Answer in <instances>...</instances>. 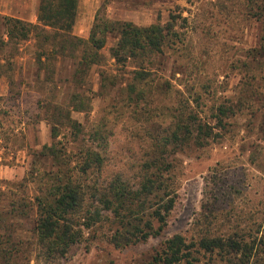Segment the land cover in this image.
Masks as SVG:
<instances>
[{"label": "rangeland", "instance_id": "1", "mask_svg": "<svg viewBox=\"0 0 264 264\" xmlns=\"http://www.w3.org/2000/svg\"><path fill=\"white\" fill-rule=\"evenodd\" d=\"M99 9L112 21L171 27L142 83L133 82L141 55L116 64L112 37L80 85L73 81L79 46L71 41L52 54L50 43L34 45L33 33L10 40L0 19V264H157L174 235L186 243L232 237L252 246L250 264H264V0H79L72 35L86 40ZM74 93L85 102L81 113L71 110ZM56 103L79 124L58 127L62 171L97 192L87 191L70 217L78 242L64 257L46 259L34 227L36 198L51 195L57 172L42 152L53 142L48 111ZM179 122L180 137L169 143ZM86 151L97 152L101 165L84 175ZM146 178L157 181L134 206L135 218L145 229L172 199L165 226L145 241L114 240L119 219L98 200L111 198L113 181L139 192ZM94 211L100 221L87 229ZM193 252L191 264L242 263L240 253Z\"/></svg>", "mask_w": 264, "mask_h": 264}, {"label": "trees", "instance_id": "2", "mask_svg": "<svg viewBox=\"0 0 264 264\" xmlns=\"http://www.w3.org/2000/svg\"><path fill=\"white\" fill-rule=\"evenodd\" d=\"M77 7L78 0H41L38 15L39 25H31L1 16L0 19L6 28V36L10 40L25 41L33 33L37 41L42 40L43 44H51L50 51L52 54H63L64 45L71 41L75 43L74 45L79 46L81 54L76 63L73 81L79 79L80 85L88 84L86 80L89 69L93 65L101 63L100 51L105 47L108 37L116 39L115 45L109 50V54L116 64L124 66L131 60L136 63L135 60L141 55L139 60L141 71L134 73L133 82L138 81L139 84V82L146 80L150 72L145 70L153 65L151 56L162 53L164 41L170 35L171 27L169 24L166 26L153 24L145 28L136 27L128 22L109 20L105 17V13L99 9L95 14L88 38L84 40L72 35ZM43 55L41 54L38 61L43 59ZM47 61L49 62L46 65L50 63V60ZM128 87L131 88V92L135 91V84H130ZM84 104L85 102L78 94H72V111L83 112L84 108L81 107ZM48 112H51L50 118L53 124L51 139L53 142L50 147L43 146L42 152L46 153L44 155L51 156L57 166V172L53 175L51 195L45 199L36 198L37 218L34 232L37 246L44 257L54 259L64 257L70 247L78 242V238L75 236L77 234L72 231V227L69 225L70 217L81 208L87 191H90L93 198L96 197L94 192L97 191L94 187L87 188L88 186H86L87 190L83 189L80 184L82 176H77V173L67 174L66 171H62V167L66 164L60 161L61 156L57 152L58 143L55 140L59 136L58 127L66 123L70 129L77 130L79 124L70 118V111L65 112L57 103L51 104V110ZM218 112L225 116V110L218 109ZM182 127L180 122L176 125V130L170 135L169 143L173 139L178 140ZM196 130L201 132L202 126H196ZM85 161L80 170L84 175L87 174L88 170L96 169L101 165V159L97 152L86 151ZM156 181L155 178H146L141 184V191L131 192L121 180H116L108 188L111 198L105 197L103 200H98L104 207L108 209L111 207L113 216L119 219L120 225L114 234V240L130 242L134 238L133 241H145L149 237H156L160 234L165 226V219L172 209V199H169L167 204L163 206V214L159 210H154L151 213L150 218L152 221L158 222V227H154L152 221H147L145 229L140 230L138 225L140 220L135 218L138 217L139 209H134V206L139 207L142 194L145 197L153 195ZM100 217L101 214L98 211L89 214L86 228L88 229L100 221ZM195 248L196 253L203 252L221 256L240 253L242 256L241 264H250L249 255L253 250L252 246L241 244L232 237L203 236L196 241L186 243L181 235H174L164 242L162 254L158 256L156 263L191 264L194 259L193 249ZM222 261L228 262L229 260L223 259Z\"/></svg>", "mask_w": 264, "mask_h": 264}, {"label": "crops", "instance_id": "3", "mask_svg": "<svg viewBox=\"0 0 264 264\" xmlns=\"http://www.w3.org/2000/svg\"><path fill=\"white\" fill-rule=\"evenodd\" d=\"M40 1L41 0H0V16L16 19L31 25H39L38 15ZM31 34L29 36H31ZM32 41L36 46L37 40L35 37L32 38Z\"/></svg>", "mask_w": 264, "mask_h": 264}]
</instances>
